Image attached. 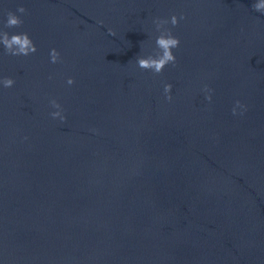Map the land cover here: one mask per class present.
Masks as SVG:
<instances>
[{
	"label": "water",
	"instance_id": "obj_1",
	"mask_svg": "<svg viewBox=\"0 0 264 264\" xmlns=\"http://www.w3.org/2000/svg\"><path fill=\"white\" fill-rule=\"evenodd\" d=\"M255 2L0 0V30L37 48L0 45V78L15 80L0 84V264H264ZM9 11L20 27H4ZM172 15L176 66L140 69L153 21Z\"/></svg>",
	"mask_w": 264,
	"mask_h": 264
},
{
	"label": "clouds",
	"instance_id": "obj_2",
	"mask_svg": "<svg viewBox=\"0 0 264 264\" xmlns=\"http://www.w3.org/2000/svg\"><path fill=\"white\" fill-rule=\"evenodd\" d=\"M252 8L260 13H264V0H257V2L252 4ZM17 12L24 14L26 9L23 6H19L16 10ZM184 19V16L181 15L179 18L176 15H172L170 20L156 18L153 23L155 24V29L159 32V35L155 38L156 48L151 54L147 56H137L136 63L140 69L151 70L154 74H160L166 66L171 64L173 67L176 66V56L173 53V49H176L180 45V40L178 37L174 36L171 29L165 27L167 24H171L173 27L177 26L179 20ZM102 23V22H101ZM23 24V20L20 16L16 15L14 12H7V19L4 24L5 28H18ZM111 35L115 33L109 29ZM0 45H3L5 54L11 56H28L37 51L36 45L28 35L27 32L9 34L7 31L0 30ZM60 61V53L55 49L50 51V62L57 63ZM51 78V77H50ZM75 81L73 78L69 77L67 79V84L72 85ZM0 84L5 88H11L15 84V80L11 77L0 78ZM171 84L164 85L165 97L168 101L172 100ZM203 91L206 93H211V89L205 85ZM211 95H207L206 99L211 101ZM50 105L56 111L50 113L53 119H59L61 122L66 120L65 115H63L62 106L57 102V100H50ZM236 106L244 108L245 106L236 101ZM233 115H236V108L232 109ZM27 139V137H25Z\"/></svg>",
	"mask_w": 264,
	"mask_h": 264
}]
</instances>
